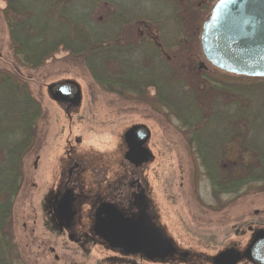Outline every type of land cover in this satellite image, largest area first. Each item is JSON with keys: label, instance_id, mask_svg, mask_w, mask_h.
<instances>
[{"label": "trees", "instance_id": "trees-1", "mask_svg": "<svg viewBox=\"0 0 264 264\" xmlns=\"http://www.w3.org/2000/svg\"><path fill=\"white\" fill-rule=\"evenodd\" d=\"M157 1L156 11L141 13L116 0H0L12 58L0 66V124L12 129L0 145V264L46 244L16 213L29 200L46 138L48 108L31 82L47 63L85 72L91 92L133 95L159 122L174 119L214 195L248 186L264 194V78L224 79L203 57L199 34L215 0Z\"/></svg>", "mask_w": 264, "mask_h": 264}, {"label": "rangeland", "instance_id": "rangeland-1", "mask_svg": "<svg viewBox=\"0 0 264 264\" xmlns=\"http://www.w3.org/2000/svg\"><path fill=\"white\" fill-rule=\"evenodd\" d=\"M116 1L132 12L141 13L156 11L161 5L160 1L154 5L152 0ZM11 59L7 29L0 17V66ZM64 67L62 63H47L37 71H30L34 76L33 90L40 91L48 108V126L34 172V187L26 203L18 202L16 221L35 224V232L46 244L40 249L35 245L27 247L25 258L14 257V264H212L213 257L224 249L234 248L243 253L257 229H264V194L253 195L254 188L248 186L240 193L214 195L199 160L184 149L174 119L168 125L159 122L162 119L158 111L134 102L133 95L120 100L96 87L91 92L83 81L85 72L82 76L76 67L65 72ZM220 77L233 81L250 79L229 73ZM70 78L81 90L80 103L74 107L54 101L48 92L52 83ZM138 124L145 125L150 132L148 146L153 159L141 174L151 192L156 218L153 224L174 247V252L162 259H149L97 241L90 221L78 224L73 241L59 221L48 220L50 214L44 209L45 202L57 192L61 170L69 161L64 150L71 148L70 144L74 145L72 155L84 151L101 157L102 149L112 147L121 129ZM7 127L10 129L8 123L0 124V145L8 142L4 134ZM115 160H110L108 167L117 169ZM26 215L28 218L24 219ZM18 233H22L19 226ZM238 264L252 263L242 257Z\"/></svg>", "mask_w": 264, "mask_h": 264}, {"label": "water", "instance_id": "water-1", "mask_svg": "<svg viewBox=\"0 0 264 264\" xmlns=\"http://www.w3.org/2000/svg\"><path fill=\"white\" fill-rule=\"evenodd\" d=\"M199 44L203 57L213 67L234 75L264 78V0H215L201 25ZM50 96L78 106L80 86L71 80L52 83ZM137 141L146 142L150 132L145 125H134L127 131ZM145 151H148L147 149ZM67 198L58 200L55 211H68ZM106 229V242L119 250L140 253L146 258H165L174 252L172 244L147 221L112 216ZM252 264H264V229L257 230L243 253L234 248L220 251L212 264H238L241 258Z\"/></svg>", "mask_w": 264, "mask_h": 264}, {"label": "flooded vegetation", "instance_id": "flooded-vegetation-1", "mask_svg": "<svg viewBox=\"0 0 264 264\" xmlns=\"http://www.w3.org/2000/svg\"><path fill=\"white\" fill-rule=\"evenodd\" d=\"M58 102L66 107L73 106L71 102ZM132 126L121 129L111 148L102 149L100 155L103 159L84 151L81 152L85 154L77 151L72 155L73 144L64 150V157L69 161L61 170L55 196L45 202L44 209L46 214H50L48 220L59 221L73 241L81 221H90L97 241L107 246L104 237L112 216L119 215L125 221H147L148 225L154 226L156 218L151 192L141 174L145 165L153 159L148 146L150 135L146 142H139L133 134L127 133ZM110 160H115L117 169L108 167ZM63 198L69 200L70 208L68 211L60 209L61 214L57 215L56 203Z\"/></svg>", "mask_w": 264, "mask_h": 264}]
</instances>
